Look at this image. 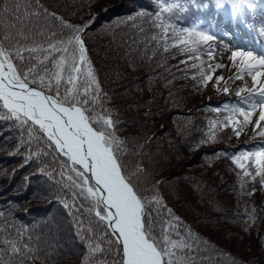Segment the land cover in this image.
Instances as JSON below:
<instances>
[{"label":"trees","instance_id":"trees-1","mask_svg":"<svg viewBox=\"0 0 264 264\" xmlns=\"http://www.w3.org/2000/svg\"><path fill=\"white\" fill-rule=\"evenodd\" d=\"M235 1L112 0L95 13L82 5L87 0H39L38 5L36 0H19L21 13L47 9L75 25L94 20L83 38L107 94L105 107L113 110L117 121L114 131L125 141L122 159L130 169L137 164L144 168L149 183L162 181L157 190L164 204L207 241V251L193 252L197 264H264V185L255 176L253 161L241 159L251 173L245 177L232 159L264 150V142H257L264 135L237 139L234 125L243 117L236 109L248 110L247 94L227 81L218 83L221 71L206 42L195 45V51H185L173 32L175 28L203 33L201 23L213 15L221 17ZM6 3L12 5L13 0ZM164 8L171 10L164 12ZM136 11L148 14L145 23L137 21V27L120 23L135 18ZM38 22L41 27L59 24L43 17ZM8 23L5 18L0 24V39L6 31H16L8 29ZM161 23L167 27H160ZM19 140V131L9 121L0 120V212L4 213L0 224L11 217L28 228L20 237L15 228H0V249L8 247L3 241L19 239L23 251L28 245L40 249L42 258L52 253V264H80L85 243L77 235L73 217L57 201L53 182L37 174L42 165L36 159L20 167L30 151L44 146L21 145L18 149ZM188 154L195 157L186 158ZM52 160L49 155L44 163ZM175 162L182 166L172 172ZM88 227L85 220L83 228ZM85 234L81 230L80 235ZM114 255L96 253L92 264H111ZM26 264H42V259Z\"/></svg>","mask_w":264,"mask_h":264},{"label":"snow or ice","instance_id":"snow-or-ice-1","mask_svg":"<svg viewBox=\"0 0 264 264\" xmlns=\"http://www.w3.org/2000/svg\"><path fill=\"white\" fill-rule=\"evenodd\" d=\"M0 3H4L0 7V24L7 18L6 27L16 30L6 31L0 39V120L9 121L19 131L18 149L21 145L44 146L30 151L20 167L36 159L42 165L37 174L53 182L57 201L71 214L77 235L85 243L86 252L80 264H92L95 254L102 251L108 255L115 253L111 264H197L193 252L207 251V241L164 204L157 190L162 181L149 183L150 175L144 168L137 164L130 169L122 159L127 150L125 141L114 131L117 121L111 115L113 110L105 107L107 94L98 82L89 58L90 49L83 38L94 20L75 25L47 9L21 13L19 0H13L12 5L6 0ZM33 17L37 20L33 21ZM40 17L59 24L46 23L41 27ZM148 18L146 12H139L135 18L128 17L120 23L137 27V21L142 25ZM56 27L59 32L53 30ZM160 27L167 26L161 23ZM173 32L181 39L185 51H195V45L212 39L195 30L174 28ZM28 43L32 46H26ZM237 57L243 58L253 89L246 97L248 110L244 107L236 110L243 123L248 124L259 105L256 120L259 126L264 121V84H259L262 73L256 69L264 67V55L233 51L231 59L235 61ZM260 134L264 135V131ZM240 135V130H236V136ZM49 155L52 162L44 163ZM250 156L255 157V176L264 185V150L232 159L247 177L251 173L240 161H248ZM3 216L0 212V217ZM85 220L89 224L87 229L83 228ZM4 226L15 228L17 237L28 233L26 225H17L11 217L0 224V228ZM81 230L86 234L80 235ZM3 243L8 247L0 249V264H26L34 259L52 264L50 252L42 258L38 248L24 245L27 251H23L18 247L19 239ZM102 244L106 245L103 249Z\"/></svg>","mask_w":264,"mask_h":264},{"label":"rangeland","instance_id":"rangeland-1","mask_svg":"<svg viewBox=\"0 0 264 264\" xmlns=\"http://www.w3.org/2000/svg\"><path fill=\"white\" fill-rule=\"evenodd\" d=\"M116 2L118 0H115ZM112 0H87V4L84 3L82 5L87 6L88 8H91L95 13L99 12L101 7H104L106 4L108 5L111 3ZM259 2L261 4H264V0H244L241 1H235V8L234 10L229 9L223 17L219 18V16H216L214 18H211L209 21L205 20L201 23L205 29L202 30V32L208 36H210L212 39L205 43V46H207L209 49L212 50V60L215 65H217L220 69V74L222 75V79L218 80V83L221 84L223 82H228L229 86L232 88H238L244 92V94H249V90L253 89V82L251 79V76L248 75L246 71V64L243 61V58L237 57L235 61L231 59V51H242L247 52L250 51L253 53L254 56H260L264 55V31L260 29V25H258L257 21H253L255 23H249L246 22L244 25L246 26L247 32L250 35V41L253 42L257 46V49L250 48V44L247 45L248 48H244V46L238 44L237 40L235 38H232L231 40L224 39L220 34L219 31L225 32V35L227 37H233L232 31H228L225 26L223 25V21L225 16H229L232 18V20L235 22L237 21L238 14H241L244 11V8L246 6L250 7V10H254L255 6H253L254 3ZM98 6V7H96ZM98 8V9H96ZM137 13L139 11H136ZM253 13V12H252ZM258 19L263 20L264 16H257ZM218 23V24H217ZM236 23V22H235ZM221 24L222 27L219 25ZM237 27L236 34L242 33L241 28L235 24ZM254 26L256 27V30L259 32L257 33ZM246 42L248 40L246 39ZM256 71H260L262 75L258 78L259 84H264V67H258ZM255 75V72L252 73ZM239 75V77H237ZM259 86V85H257ZM230 92V91H229ZM216 96V94H214ZM256 100H259V97H256ZM247 108H249V104L246 105ZM260 108L259 105L256 106V108L253 110L252 117L250 119V123L244 124L243 119H239V123H235L234 125V131L236 134V130H240L241 135L236 136L238 140L244 138H251L253 136L261 135L260 133L264 131V121H261L260 125H256V120L259 117ZM257 142H264V137L262 139L257 140ZM191 156H194V154H188L186 158H190ZM195 157V156H194ZM254 158H250L248 161L252 162ZM244 163H247V161H244ZM181 163L175 162L174 167L175 169L172 171H178L180 170ZM252 164V163H251ZM202 165V163H200ZM255 165V164H254ZM253 166V165H252ZM257 167V166H256ZM256 167L253 166V171L255 173ZM199 170V169H195ZM62 264V263H61Z\"/></svg>","mask_w":264,"mask_h":264}]
</instances>
